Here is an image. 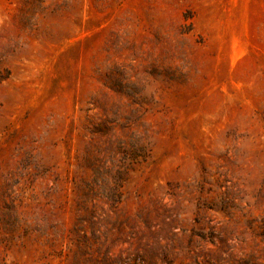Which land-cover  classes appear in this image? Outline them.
Returning <instances> with one entry per match:
<instances>
[{"label": "rangeland", "instance_id": "1", "mask_svg": "<svg viewBox=\"0 0 264 264\" xmlns=\"http://www.w3.org/2000/svg\"><path fill=\"white\" fill-rule=\"evenodd\" d=\"M0 264H264V0H0Z\"/></svg>", "mask_w": 264, "mask_h": 264}]
</instances>
